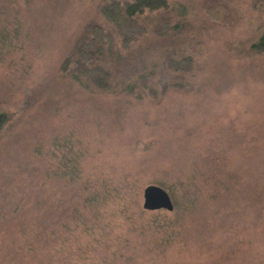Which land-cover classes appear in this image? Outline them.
<instances>
[{
    "label": "rangeland",
    "instance_id": "374dc122",
    "mask_svg": "<svg viewBox=\"0 0 264 264\" xmlns=\"http://www.w3.org/2000/svg\"><path fill=\"white\" fill-rule=\"evenodd\" d=\"M95 1L0 0V109L19 111L0 141V211L34 209L40 197L66 212L78 201L72 178L110 176L136 179L142 206L145 185L182 174L193 200L187 240L161 251L147 237L153 251L128 264H264V55L230 58L264 28V1L224 0L232 27L197 15L192 0L174 3L210 38L194 88L159 105L59 77Z\"/></svg>",
    "mask_w": 264,
    "mask_h": 264
},
{
    "label": "trees",
    "instance_id": "16d2710c",
    "mask_svg": "<svg viewBox=\"0 0 264 264\" xmlns=\"http://www.w3.org/2000/svg\"><path fill=\"white\" fill-rule=\"evenodd\" d=\"M187 1H95L58 63L59 77L92 93L127 94L151 105H159L169 91H191L200 69L197 56L210 36L205 23L191 21L175 6ZM192 1L197 15L232 27L235 14L224 0ZM253 1L258 7L264 0ZM262 55L264 28L230 58ZM18 119V110L0 109V141ZM173 177L154 182L172 199L168 217L143 209L135 199L137 180L122 176L84 183L72 178L78 201L66 212L59 213L55 204L42 208L40 197L34 209L0 211V264H128L153 251L147 237L160 240L161 251L182 244L189 236L186 219L193 200L188 178ZM65 232L82 243L73 245L61 236Z\"/></svg>",
    "mask_w": 264,
    "mask_h": 264
},
{
    "label": "water",
    "instance_id": "95a60500",
    "mask_svg": "<svg viewBox=\"0 0 264 264\" xmlns=\"http://www.w3.org/2000/svg\"><path fill=\"white\" fill-rule=\"evenodd\" d=\"M142 207L145 210L172 211L174 204L168 191L158 184H147L142 189Z\"/></svg>",
    "mask_w": 264,
    "mask_h": 264
}]
</instances>
